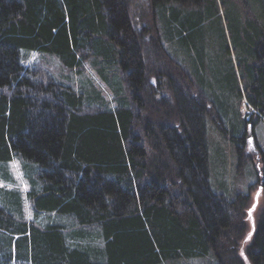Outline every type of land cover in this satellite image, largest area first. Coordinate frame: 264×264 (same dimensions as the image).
Listing matches in <instances>:
<instances>
[{"label":"trees","instance_id":"trees-1","mask_svg":"<svg viewBox=\"0 0 264 264\" xmlns=\"http://www.w3.org/2000/svg\"><path fill=\"white\" fill-rule=\"evenodd\" d=\"M133 1L0 0V155L36 163L42 182L39 191L32 181L33 218L0 208L1 233L34 236L0 264H246L240 244L251 194L230 199L212 191L211 91L165 49L168 32L186 28L178 26L187 0H150L151 38ZM246 37L244 93L264 118V26ZM33 52L57 57L58 69L27 65ZM156 56L163 60L152 62ZM85 62L113 106L94 85L73 84L70 73L81 74ZM258 182L264 196V171ZM43 214L72 218V229L38 223ZM245 253L250 264H264V207Z\"/></svg>","mask_w":264,"mask_h":264},{"label":"rangeland","instance_id":"rangeland-1","mask_svg":"<svg viewBox=\"0 0 264 264\" xmlns=\"http://www.w3.org/2000/svg\"><path fill=\"white\" fill-rule=\"evenodd\" d=\"M194 1L196 0H187V5L181 6L183 11L180 14L178 28L181 29L182 24L186 28L183 33L176 29L170 30L168 36L171 41L165 43V49L175 62L181 65L184 72L190 75L194 73L211 91L215 104L214 113L217 116L211 115L207 123L210 185L214 193L223 194L230 199L241 193L251 194V202L247 210L248 231L240 244V254L246 264H250L245 251L253 240L257 219L264 207V196L258 182L264 171V118L259 114L255 115V110L246 100L244 93L246 65L240 60L248 58L247 33L253 35L263 29L264 0H201L200 3ZM133 2L137 18L142 16L144 24L149 28V34L146 36L151 38L152 34L154 37L150 0ZM248 14L252 15L254 22L251 23L255 25L253 29L248 27L251 23L247 25V21L251 19ZM172 16L173 13L170 11L164 13L159 23L165 26L166 21ZM153 43L152 45L150 43V47L154 51L157 46L155 41ZM158 53L157 50L156 54ZM157 60L163 58L156 56L152 62ZM27 62V65L43 64L57 69L60 64L57 57L44 56L38 52L28 54ZM166 66L175 79L181 78L180 71L174 69L168 61ZM70 75L75 86L84 85L89 89V85H94L113 106L111 91L102 82L90 62H85L81 74L70 73ZM248 117L252 118L250 123H253L254 140L252 143L244 142L240 151L242 156L239 157L236 146L241 145L239 136L245 130ZM232 137H237V142H233ZM36 179L39 180L38 187L41 191L42 182L36 163L22 156L13 155L11 158H5L0 155L1 210L17 218H33L29 194L34 190L37 191L32 183ZM10 195L16 197L13 199ZM0 216H3L2 212ZM48 220H53L51 224L63 223L72 229V218L60 217V215L43 214L37 222L43 225L49 222ZM33 237L19 240L18 235L11 238L0 232V259H3L9 250L15 256L18 252L16 244H21L23 241L30 243L34 240ZM173 264L211 263L204 259H183Z\"/></svg>","mask_w":264,"mask_h":264},{"label":"flooded vegetation","instance_id":"flooded-vegetation-1","mask_svg":"<svg viewBox=\"0 0 264 264\" xmlns=\"http://www.w3.org/2000/svg\"><path fill=\"white\" fill-rule=\"evenodd\" d=\"M246 122H247V124L245 123V131H244V134H243V136L241 137L242 138V142L244 143V142H250V143H252V141L254 140V133H252L253 132V123L251 124L250 122H252V118H250V117H248V118H246ZM246 125H247V127H246ZM248 135H249V137H248Z\"/></svg>","mask_w":264,"mask_h":264}]
</instances>
